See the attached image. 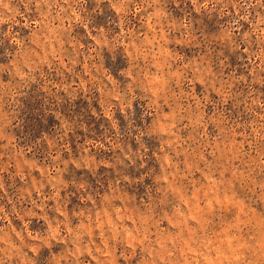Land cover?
<instances>
[{
	"label": "rangeland",
	"instance_id": "374dc122",
	"mask_svg": "<svg viewBox=\"0 0 264 264\" xmlns=\"http://www.w3.org/2000/svg\"><path fill=\"white\" fill-rule=\"evenodd\" d=\"M0 264H264V0H0Z\"/></svg>",
	"mask_w": 264,
	"mask_h": 264
}]
</instances>
